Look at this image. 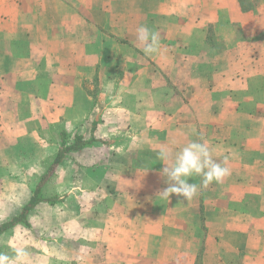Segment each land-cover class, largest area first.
<instances>
[{
  "label": "crops",
  "instance_id": "obj_1",
  "mask_svg": "<svg viewBox=\"0 0 264 264\" xmlns=\"http://www.w3.org/2000/svg\"><path fill=\"white\" fill-rule=\"evenodd\" d=\"M141 25L159 35L153 55L136 39ZM20 98L33 124L2 118L0 145L18 126L62 122L94 140L53 167L106 147L104 183L56 202L74 206V228L41 230L55 236L50 264H264V0H0L2 117L21 112ZM191 141L227 158L231 175L207 187L191 177L189 201L160 198L159 149ZM90 156L92 172L104 161ZM120 162L121 174L110 168ZM56 203L38 202L0 237Z\"/></svg>",
  "mask_w": 264,
  "mask_h": 264
},
{
  "label": "rangeland",
  "instance_id": "obj_2",
  "mask_svg": "<svg viewBox=\"0 0 264 264\" xmlns=\"http://www.w3.org/2000/svg\"><path fill=\"white\" fill-rule=\"evenodd\" d=\"M211 41L215 45V49L218 48V41L216 39ZM96 80L95 78L85 81L83 84L89 93H98L100 85ZM25 86V83L19 85L22 89H26ZM25 103V100L20 98L19 110L21 112L7 113L3 117L0 114V120L5 118L11 122H26L27 127L31 126L33 117L28 112V106ZM62 125V122L61 124L51 123L48 129L44 128L39 131L18 126L15 130V140L9 143V146L6 143L0 145V222L15 215L14 206H18L27 199L45 172L48 176L43 181L40 195L44 198L63 197L64 203L73 201L72 194L76 189L88 188L94 182L99 184V181L101 183L106 177L105 146L71 152L60 167H51L60 143L59 132L65 130ZM65 131L66 142L71 143L76 131L73 129ZM96 154L98 159L100 157L104 162L101 163V166L99 165L98 170L93 169L90 172L89 165L92 162L90 155L96 157ZM110 168L120 174L123 171L121 162L115 163ZM60 203L53 206L48 204L39 206L34 219V227L20 225L3 234L0 237V253L14 257L15 250L22 248L28 255L20 264H50L44 254L53 247L54 244L51 243V240L55 236L51 232L41 235V230L44 232L46 230L48 232L49 228L56 230L59 224H63V220L66 225L71 224L69 228H74V206H63ZM75 222L77 221L75 220ZM195 242L192 241L188 244V252L193 250ZM163 264H169V261H165Z\"/></svg>",
  "mask_w": 264,
  "mask_h": 264
},
{
  "label": "clouds",
  "instance_id": "obj_3",
  "mask_svg": "<svg viewBox=\"0 0 264 264\" xmlns=\"http://www.w3.org/2000/svg\"><path fill=\"white\" fill-rule=\"evenodd\" d=\"M136 39L143 44L145 55L150 56L159 51V35L146 25L136 29ZM157 159L164 165L160 175L167 185L158 196L166 200L172 194L183 197L186 201L194 198L198 194V185L189 182L193 176H200L202 186L207 187L212 182L220 183L231 175L230 168L226 166L227 158L223 162H217L213 159L212 149L206 143L197 141H191L176 151L161 147ZM27 255L22 248L15 250L14 257L0 253V264H12L13 260L20 264Z\"/></svg>",
  "mask_w": 264,
  "mask_h": 264
},
{
  "label": "trees",
  "instance_id": "obj_4",
  "mask_svg": "<svg viewBox=\"0 0 264 264\" xmlns=\"http://www.w3.org/2000/svg\"><path fill=\"white\" fill-rule=\"evenodd\" d=\"M66 134L65 133H61V143L59 148L57 149L51 167H53L54 165H57L59 162H61V160L67 155V153H69L70 151H77L80 150L82 148H84L86 145L90 144L93 140L94 137L91 136L88 139H85L83 136L81 135H75L74 139L72 141V143L67 144L66 143ZM47 174H44L37 186L35 187V190L33 192V194L31 195L29 201L22 207L21 212L19 215L12 217L11 219L3 222L0 224V234H2L5 230H7L8 228H10L11 226H13L15 223L22 221L24 223H26V215L28 213V211L35 206L38 202L41 201H47L50 204H54L57 201L61 200V198L57 197V196H52L49 198H43L40 195V188H41V184L42 182L47 178Z\"/></svg>",
  "mask_w": 264,
  "mask_h": 264
}]
</instances>
